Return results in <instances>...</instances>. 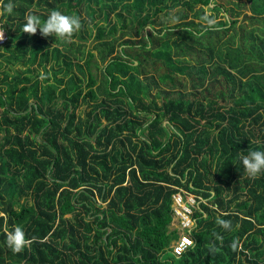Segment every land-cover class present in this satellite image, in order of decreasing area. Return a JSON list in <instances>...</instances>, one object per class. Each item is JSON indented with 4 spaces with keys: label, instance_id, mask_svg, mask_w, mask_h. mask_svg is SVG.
Masks as SVG:
<instances>
[{
    "label": "trees",
    "instance_id": "16d2710c",
    "mask_svg": "<svg viewBox=\"0 0 264 264\" xmlns=\"http://www.w3.org/2000/svg\"><path fill=\"white\" fill-rule=\"evenodd\" d=\"M8 2L0 264H264V175L239 162L264 151V0H13L11 14ZM52 10L80 28L23 33L25 13ZM179 187L200 197L181 256ZM14 226L20 252L5 243Z\"/></svg>",
    "mask_w": 264,
    "mask_h": 264
},
{
    "label": "clouds",
    "instance_id": "9594fccd",
    "mask_svg": "<svg viewBox=\"0 0 264 264\" xmlns=\"http://www.w3.org/2000/svg\"><path fill=\"white\" fill-rule=\"evenodd\" d=\"M13 0L4 6V11L11 14L14 9ZM25 23L22 26L23 33L36 34L39 33L43 37L54 36L55 40H67L72 34L81 26L79 18L75 15H68L59 10H52L41 21L34 14L30 12L25 13ZM205 26H212L215 23L214 18L208 15L202 17ZM43 79V76L41 77ZM241 151L239 162L243 167L244 172L251 178H256L264 175V151L261 150H248L247 154ZM220 227L225 230L231 229V221L219 219L217 221ZM29 238L26 237L25 230L21 226H14L10 231L6 232L5 243L8 248L13 252H20L27 246ZM232 248H237V242L233 241Z\"/></svg>",
    "mask_w": 264,
    "mask_h": 264
},
{
    "label": "bare ground",
    "instance_id": "6f19581e",
    "mask_svg": "<svg viewBox=\"0 0 264 264\" xmlns=\"http://www.w3.org/2000/svg\"><path fill=\"white\" fill-rule=\"evenodd\" d=\"M2 29V28H0ZM3 30V29H2ZM4 31V30H3ZM4 33L6 34V32L4 31ZM7 36V34H6ZM8 40V36L6 41ZM5 41V42H6ZM4 42V43H5ZM2 43V44H4ZM1 45V44H0ZM177 195L182 196L183 201L189 205L191 211L190 213H187V217L190 219V224L183 226L182 221L183 218L181 215H179L176 211V209L179 207L178 203H177ZM197 198H200L199 196L195 195L194 193L186 190L183 187H179V190L176 191L173 195H172V210L174 213V220H173V224L175 222V226L174 228H177L179 231V237L173 241L170 245V248L172 250V252L177 255V256H181L183 255V253H185L190 247H192L195 244V239L193 238V236L190 233V230L193 228L194 225H196V219L194 218V212L195 209H197L198 207V202H197ZM188 236L190 239L193 240V242L181 253V254H177L174 251V245L176 244V242H178L183 236Z\"/></svg>",
    "mask_w": 264,
    "mask_h": 264
},
{
    "label": "built area",
    "instance_id": "2783aa9c",
    "mask_svg": "<svg viewBox=\"0 0 264 264\" xmlns=\"http://www.w3.org/2000/svg\"><path fill=\"white\" fill-rule=\"evenodd\" d=\"M7 39L6 34L2 29H0V44L4 43ZM177 203L179 207L176 209L177 213L182 216L183 226L189 225L190 219L187 217V213H190L191 209L188 204L183 201L182 196L177 195ZM193 242L188 236H183L176 244L174 245V251L177 254H181L191 243Z\"/></svg>",
    "mask_w": 264,
    "mask_h": 264
},
{
    "label": "rangeland",
    "instance_id": "374dc122",
    "mask_svg": "<svg viewBox=\"0 0 264 264\" xmlns=\"http://www.w3.org/2000/svg\"><path fill=\"white\" fill-rule=\"evenodd\" d=\"M242 16H240V18H241ZM89 44V43H88ZM95 59L97 60V62H99V60H98V58L97 57H95ZM99 64H101L100 66L101 67H104V64L103 63H100L99 62ZM95 72H101L100 70H98L97 71V69H94V73ZM193 88L192 87H190V85L188 84L187 86H186V90H192ZM160 101H161V99H159ZM87 108H89L88 107V105H87V103H83L82 104V106L80 107V109L78 110L79 111V113L81 112L82 114H84V111H85V109H87ZM68 216H71V214H68ZM189 219V218H188ZM173 226H175V222H174V224H173Z\"/></svg>",
    "mask_w": 264,
    "mask_h": 264
}]
</instances>
